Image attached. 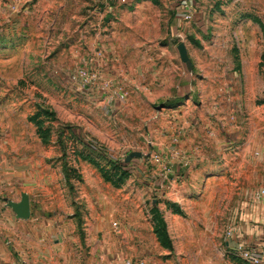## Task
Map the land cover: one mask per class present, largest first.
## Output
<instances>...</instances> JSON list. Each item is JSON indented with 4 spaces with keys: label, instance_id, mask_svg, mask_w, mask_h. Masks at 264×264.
I'll return each instance as SVG.
<instances>
[{
    "label": "rangeland",
    "instance_id": "obj_1",
    "mask_svg": "<svg viewBox=\"0 0 264 264\" xmlns=\"http://www.w3.org/2000/svg\"><path fill=\"white\" fill-rule=\"evenodd\" d=\"M261 103L264 0H0V195L44 264H264Z\"/></svg>",
    "mask_w": 264,
    "mask_h": 264
},
{
    "label": "crops",
    "instance_id": "obj_2",
    "mask_svg": "<svg viewBox=\"0 0 264 264\" xmlns=\"http://www.w3.org/2000/svg\"><path fill=\"white\" fill-rule=\"evenodd\" d=\"M261 104L264 106V103ZM261 112L264 114V107ZM262 118H264V116ZM262 138H264V132ZM240 162L241 161L236 160L235 165ZM0 170V189L4 188L6 190L11 187V182H9L8 175L5 171H3L2 168ZM7 200V197L0 195V264H44V259L47 260L50 256L54 257L55 255V253L50 250L42 235L44 232V225L41 223L39 224L37 220L35 222L34 216L19 218L12 207L10 208L9 205L11 202L8 204ZM248 202L250 203H246L247 207H245L246 215L244 219L259 221L262 226L255 227V224H253L250 231L253 233L254 228H256L257 234L264 235V200L259 203H254L251 199H248ZM34 228L35 231H37L36 240H33L35 237V235L32 234ZM23 232H25L24 237L28 235V239H24L22 242L17 237H19L18 234L22 235ZM57 249L58 248H56V251ZM17 254L21 256L20 260L16 258ZM57 258L56 262H58ZM53 260L54 258L52 259V263H54Z\"/></svg>",
    "mask_w": 264,
    "mask_h": 264
},
{
    "label": "built area",
    "instance_id": "obj_3",
    "mask_svg": "<svg viewBox=\"0 0 264 264\" xmlns=\"http://www.w3.org/2000/svg\"><path fill=\"white\" fill-rule=\"evenodd\" d=\"M122 2H125V0H122ZM257 156L262 157L261 159L264 161V153L257 152ZM262 200H264V186L257 192H255L253 200L254 203H259ZM237 250L239 255L245 259L246 261L252 263V264H259L261 260L254 254V250L251 247L246 246L245 243L241 242L237 244ZM93 264H98L97 262Z\"/></svg>",
    "mask_w": 264,
    "mask_h": 264
},
{
    "label": "water",
    "instance_id": "obj_4",
    "mask_svg": "<svg viewBox=\"0 0 264 264\" xmlns=\"http://www.w3.org/2000/svg\"><path fill=\"white\" fill-rule=\"evenodd\" d=\"M134 157L141 158L142 154L140 152L132 153L127 158V161H130ZM10 206L13 208L14 212L19 218H29L30 204L27 195H23L22 201L20 203H10Z\"/></svg>",
    "mask_w": 264,
    "mask_h": 264
}]
</instances>
